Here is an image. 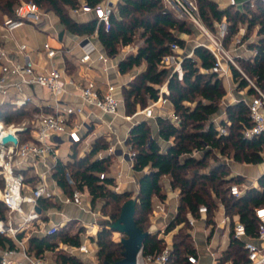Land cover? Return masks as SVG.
Masks as SVG:
<instances>
[{
	"label": "trees",
	"instance_id": "trees-1",
	"mask_svg": "<svg viewBox=\"0 0 264 264\" xmlns=\"http://www.w3.org/2000/svg\"><path fill=\"white\" fill-rule=\"evenodd\" d=\"M38 5H47L56 16L65 30L74 35H96L106 54L116 56L120 49L132 43L139 44L135 54L129 55L119 62L120 72L127 73L135 67L146 62V68L139 73L128 86L123 87L125 110L127 115L135 114L138 109H145L148 102L157 101L159 98L158 86L168 80L170 99L174 104L175 115L178 120L163 115H157L159 136L165 141L173 138V144L165 150L159 141L153 137L148 120L135 124L129 131L127 142L135 152L133 169L144 171L137 194L135 219L137 225L144 231H149L147 222L152 209V198L155 195L164 197L162 191V178L168 176L171 186L180 190V204L175 217L169 222L167 230L177 228L173 238V245L169 258L165 264H192L189 255L197 256V250L190 233L189 215L198 216V208L206 205L207 223H213V217L218 209L219 202L225 207L227 214L236 216L242 221L247 234L254 237L257 233L258 219L255 209L264 206V174L258 179V187L247 188L239 196L230 194L231 184H243L240 176L227 179L229 167L221 162L210 171L204 169L210 165L211 159L218 160L214 151H219L222 156L232 157L239 163L259 164L264 161V132L253 139L244 136V129L251 126L249 118V105L244 100L225 107L227 121L222 120L220 125L226 127L227 133H221L217 124L211 117L219 112L221 103L227 93L223 78L211 72L214 56L204 45L196 46L194 54L198 58L185 57L182 61L184 70L183 79L180 80L171 67L163 63L165 56L172 54L171 45L178 43L186 47V42L181 38L182 33H190L191 28L187 20L179 17L175 10L168 8L164 0H119L117 11L113 12L110 27L105 29L97 18L80 22L72 14V10L80 7L84 1L93 8L103 0H31ZM199 13L206 26H211L215 21L226 18L228 33L223 38V44L239 31L240 23L248 24V31L258 28V35L262 36L258 43L250 46L256 49V54L251 57L236 56L235 60L262 92H264V4L255 1L245 4L241 11L233 5L219 8L214 0H197ZM17 0H0V8L4 9L6 17L13 16L14 5ZM249 37L245 34L244 41ZM71 68L70 64L68 65ZM232 71L237 81V89L249 87V92L258 95L251 85L235 66ZM40 108L29 105L15 109L11 105L0 107V120L5 124L17 123L24 117L33 118ZM33 120V119H32ZM33 126L28 125L22 135L29 138ZM108 143L99 138L92 149L84 158L65 164L58 160L55 165V176L59 183L72 191L73 186L66 179L68 171L76 187L87 188L92 195V202L104 199V209L110 207L106 220L96 237H91L96 242L97 259L99 264L105 261L115 262L120 260L124 250L121 241L111 238L112 229L109 224L116 221L121 213L122 205L130 196L129 192H117L113 189V177L108 173L111 170V156H94L98 151L106 149ZM195 149L204 150L201 158L187 156ZM105 172L106 177L100 178V173ZM26 175V181L27 179ZM2 184V183H1ZM50 199H41L43 206ZM46 206V205H45ZM44 206V207H45ZM7 207L0 201V218H6ZM67 227L59 228L55 234L29 239L30 249L36 255H41L46 249L55 250L58 241L69 243L73 246L81 245L80 234L72 235L66 231ZM93 229V226H92ZM19 234L18 237H21ZM15 245L12 238L0 234V246ZM165 248L164 240L157 234L150 232L142 247V256L156 255ZM58 264H85L80 258L66 254L63 251L55 252ZM234 264L242 263V259L233 251L231 246L220 256V264L227 261Z\"/></svg>",
	"mask_w": 264,
	"mask_h": 264
},
{
	"label": "built area",
	"instance_id": "built-area-1",
	"mask_svg": "<svg viewBox=\"0 0 264 264\" xmlns=\"http://www.w3.org/2000/svg\"><path fill=\"white\" fill-rule=\"evenodd\" d=\"M230 5H237V0H228ZM260 1L264 4V0ZM165 4L176 11L179 17L191 20L199 27L207 36L208 42L204 43L214 56V63L211 72L216 73L219 77L231 76L232 65L235 66L245 77L248 76L240 68L235 60V55L226 49L223 44V38L228 33V25L225 18L221 21H215L219 29V34L214 35L208 30L202 18L200 17L197 0H164ZM116 10V4L112 0H103L97 6L91 8L85 2L80 7L72 10L73 14L79 12H93L98 22L104 25L108 30L112 13ZM50 14L44 11L34 1H23L15 8L14 15L6 17L0 23V38L5 40L14 49L6 44L0 43V107L3 105H11L15 109L36 105L40 107V111L35 114L33 119V128L31 129V139H24L22 136L27 130L26 124H10L2 122L4 128L0 132V138L8 134H14L18 140L17 143L8 142L0 144V201L8 209L7 217L0 218V234L10 236L16 240V244L11 247L9 245L0 246V264H46L44 258L32 254L26 247L25 241L18 238L19 232L28 229L32 223L41 218L40 212L37 210L41 199L62 200L61 196L50 188L45 180V172L40 174V180L36 186L29 192L24 191L26 185L25 170L30 166H37V160L53 155L56 158L55 138L65 134L68 141L73 144H79L83 140L82 126L72 121L73 116L81 115L84 111V104H90L98 108L103 114L117 115L120 107V99L116 96V86L108 84L102 89L95 79L86 78L85 81H78L68 77L65 68L58 66L55 61L56 56L61 52L58 46L54 44L52 39L43 43L45 58L42 61L35 60L31 55V49L28 44L20 42L16 39L14 32L18 28L27 23L37 24L44 18L49 20ZM52 28L54 27L53 23ZM83 55L80 58L81 63L89 69L92 61V54L95 45L89 36H86L81 43ZM172 54L164 57L165 65H172L173 72L182 80L184 70L182 61L185 57H191L192 53L184 54V49L178 44L171 45ZM256 54L254 52L253 56ZM19 56L22 58L20 59ZM108 56L104 53L97 55L98 60L108 61ZM251 85L258 92L257 96L248 103L249 118L251 126L244 129V136L253 139L264 132V92L248 78ZM75 85L79 91L81 103L75 104L63 100V95L67 93V85ZM25 86H39L47 89L53 95L54 99L51 103L52 110L44 112L42 106L38 104L35 97L25 93ZM159 98L152 105L147 106L142 112L146 117L154 116V107L165 105L170 102V88L168 80L158 86ZM235 102V101H234ZM173 120L177 121V115H173ZM221 133H227L224 126L217 124ZM18 129L22 132L17 133ZM125 149H118L116 145L111 144L107 148L109 154H117L121 162H127L133 165L135 152L127 140L124 141ZM203 150L195 149L191 156L198 154ZM264 157V149L262 150ZM57 159V158H56ZM121 173L118 172L113 180L120 178ZM106 177L105 172L100 173V178ZM66 179L73 190L67 195L63 201L78 206H84L85 199L90 195L86 191L76 187V182L71 174L66 172ZM115 188H119L118 184ZM248 187L240 184H231L229 186L230 194L236 197L241 196ZM26 206H30L26 210ZM201 218H206L208 208L201 205L198 208ZM13 214L22 216V221L17 225L13 220ZM255 214L258 219L257 233L254 237L247 234L245 224L239 219L233 220L230 215H224L222 223L232 225V238L240 244L242 263L240 264H264V206L257 207ZM154 215L166 216V203L158 201L155 206ZM189 223L195 225L196 218L190 217ZM59 230L57 225L46 229L47 234H55ZM172 246H165L162 252L156 255L143 257L148 264H165L169 258ZM85 254H92L93 249L83 243L74 248ZM188 260L192 264L198 263L195 255H189ZM213 264H218V260L214 259Z\"/></svg>",
	"mask_w": 264,
	"mask_h": 264
},
{
	"label": "crops",
	"instance_id": "crops-1",
	"mask_svg": "<svg viewBox=\"0 0 264 264\" xmlns=\"http://www.w3.org/2000/svg\"><path fill=\"white\" fill-rule=\"evenodd\" d=\"M112 1L117 5L119 0ZM214 1L218 4L219 8L221 9L230 6L228 0ZM237 2L238 4L233 6H235L241 11H244L245 4L249 2L253 7L255 0H237ZM74 17L80 22H86L91 19H94L95 14L93 12H79L77 14H74ZM48 19L49 20L44 18L37 24H29L34 25L36 28H39V30L46 34V39L44 40V42L46 40L52 39L54 44L58 46L59 50H61V52L55 58V61L58 66L65 68L67 76L74 78L75 80L85 81L86 78L91 77L96 80V82L102 89H105L108 84L115 85V93L116 96L120 99V107L117 115H108L103 114L98 108L93 105L84 104L83 114L75 115L72 118V121H75L82 126V142H80L79 144H73L68 141L67 136L65 134L59 135L55 138L57 159L53 155L46 157L44 160L41 158L40 160H37V166H30L25 170V174L28 177V180L26 181V185L24 187L25 192L31 191L39 182L40 174L42 172H45L46 182L48 183L51 189H53L56 193L61 196L62 200L58 198L47 200L45 204L46 206L44 205L45 207L40 202L38 207L40 208L39 212L41 214V218L33 222L30 228L19 232V234H22V236L18 238L23 239L25 241L27 249L32 254L36 255L35 251L30 249L29 239L32 236H47L49 235L46 232L47 228L54 225H57L59 228H62L64 226H70L74 222V224L79 225V228L78 232L72 235L78 233L80 234V238L82 236H85L86 239L84 241L81 240V244L87 243L93 249L92 254H85L74 249L78 246H73L69 243L58 241V245L55 250L46 249L39 256L44 258L46 264H49V261H47L46 257L49 253H52L54 251H63L66 254L80 258L85 264H95L96 260L93 258L97 257V244L91 239V237L97 236L98 231L102 228V225L106 220V217L102 216L99 206H96V203L100 201V198L96 199L95 202H92V195L90 194L89 190L85 188L82 190L86 191L90 195L85 199V204L83 207L72 203L64 202L63 199L67 195H69L71 191H67L66 188H64L59 183L58 176H55V165L57 161L60 160L65 164H69L71 162H75L76 160L84 158L87 154L92 151L95 142L99 138H102V140L107 142L108 147L111 144H114L117 146L118 149H125L124 141L127 140L130 129L135 124L145 119L148 120L151 126L153 137L159 141L162 146V149L165 150L169 145L173 144V138H171L169 141H165L159 136V128L156 117L157 115H163L173 120L172 116L175 114V109L172 100H170V102L166 103L165 105L157 104L155 106V112L153 117H146L142 112L144 109H138L135 114L127 115L125 110L123 87L128 86L129 83L139 73L145 70L146 62L144 61L143 65L135 67L131 71L123 74L119 70V62L123 59H126L129 55L135 54L138 50L139 44L132 43L130 45L124 46L122 53L114 57H110L106 54L97 36H89L96 49L92 54V61L90 62L88 67L89 69H86L85 65H83V63H81L80 61V58L83 55L81 43L86 36L74 35L69 31H66L65 29H60V25L55 24L59 19L54 14L50 13ZM49 22L53 23V28L52 24H49ZM192 25L197 27L195 24ZM205 27L210 30L214 35L219 34L217 24H213V29L209 28L206 25ZM258 28L259 26L256 25L250 37L246 38L243 41L242 37L247 33L248 24H240L239 31L235 34L237 39V45L231 46L228 50H230L232 54L235 52V56H253L254 52H256V49L251 47L250 45L258 43L260 38L262 37L258 35ZM62 31H64V34L62 39H60L59 36ZM202 33L206 37V42H197L193 45L187 44L188 42L186 41H188V35H186L185 33L181 34V38H183L186 42V47H182L184 49V54L192 53L191 57L198 60V58L194 54L195 47L208 42L207 36L203 31ZM14 35L18 41L23 42L19 39V36H17L16 30L14 32ZM0 43L6 44L10 48L13 47L12 45L7 44L5 40L1 38ZM28 46L31 49V55L35 60L40 62L45 58L46 54L43 50V44H38L37 46L28 44ZM99 53H104L105 55H107L109 57L108 61L104 62L103 60H98L97 55ZM19 58L21 59L22 57L19 56ZM69 64L71 68L68 67ZM167 66L171 67L170 70L173 69L172 65ZM221 78H223L227 89V93L224 97H226L228 101L224 102L225 106L221 108L217 114L211 117V120L214 121L215 124L219 125L222 120L227 121L228 119L225 109L226 106L236 103L240 100H244L246 101V103H249L254 98V95L249 92V87H245L240 90L237 89L238 83L234 78L233 71L231 72V76ZM24 90L26 94L36 98L38 104L42 106V110L44 112H50L52 110L50 106L53 102L54 97L51 92H49L47 89L39 86H25ZM62 98L63 100L68 101L70 103H81L79 91L76 86L72 84L67 85V93H65ZM154 102L149 101L148 104L152 105V103ZM31 131L32 130H30V133L28 134V139H31ZM64 145L70 146V152L66 160L63 159L59 154L60 147ZM107 148L98 151L94 158L103 155L111 156L112 164H115V167H112L111 164V170L108 173L112 177L116 176L118 172L121 173L120 178L116 179V182L115 179L113 180V189H115V191L117 192L138 191L141 177L145 172L136 171L133 169L132 164L127 162H121L119 155L109 154L107 152ZM214 152L218 160L211 159L210 165L204 169V172L210 171L215 165L219 164L222 161L229 167V174L226 177L227 179L240 176L244 179V183L240 185H244L248 188L258 187V179L264 174V161L259 164L239 163L234 161L232 157L222 156L219 151ZM203 155L204 150L198 154L192 155V157L201 158ZM187 156H191V153ZM113 161H115V163ZM116 166L117 169L115 170ZM164 178H167V176H164ZM117 184L119 186L118 189L115 188ZM162 188L165 197L162 198L158 195H155L152 198V201L156 199V204L160 200L164 201L166 203L167 215L156 216L153 213H150L149 217L152 222L153 228L150 230V232L155 233L159 238H162L164 240L165 246H172L174 234L176 233L177 228L171 231H166V228L168 227L169 222L175 217L177 213L178 206L180 204V190L177 188L175 189L171 186L169 178L168 183H166V185ZM29 208L30 206H26L27 211L29 210ZM224 215L230 214L226 213L224 205L220 202L218 205V209L214 214L213 223H207V218H201L200 215H189L188 221L190 217L196 218L195 225H191L189 223V230L192 235L195 248L197 250V264H213L214 259L218 260V264H220V256L230 246L235 252L237 251L236 248L240 249L239 251H242L240 248V244L232 238V225L222 223ZM230 216L233 220L238 219L236 216ZM13 220L17 225H19L22 221V216L19 214H13ZM92 226L94 227V229H92ZM72 231H74V228H72ZM224 238H227L228 240L226 239V241L224 242ZM12 240L16 244V240L14 238H12ZM239 257L242 258V254ZM52 262L58 264L55 259ZM144 262L146 261L144 260L142 264H148L147 262ZM139 264H141L140 259ZM225 264L234 263L230 260L227 261Z\"/></svg>",
	"mask_w": 264,
	"mask_h": 264
},
{
	"label": "rangeland",
	"instance_id": "rangeland-1",
	"mask_svg": "<svg viewBox=\"0 0 264 264\" xmlns=\"http://www.w3.org/2000/svg\"><path fill=\"white\" fill-rule=\"evenodd\" d=\"M23 1H31V0H17V3L14 5V7H16L18 4H20L21 2H23ZM194 1V0H193ZM84 1H82L81 3H83ZM197 4H198V1H197ZM44 11H46V12H48L49 14L51 13V14H54V15H56L51 9H49L48 8V6L47 5H39ZM169 8V7H168ZM171 9V8H170ZM172 10H174V9H172ZM117 11V7H116V10H115V12ZM72 13V12H71ZM6 12H5V10L4 9H1L0 8V23L6 18ZM73 14V13H72ZM182 18V17H181ZM184 20H187V23L190 25V28H191V32L188 34V33H185L186 35H188V41H186V42H188L187 44H196L197 42H206V37L204 36V34L202 33V31L199 29V28H197V27H195V26H193L192 24H194L191 20H189V19H186V18H183ZM204 22V21H203ZM55 24H59L60 26V29L62 28V29H65L64 28V25L63 24H61V22L58 20L57 21V23H55ZM204 24H205V22H204ZM240 24H246V23H240ZM209 28L211 27V26H208ZM67 31V30H66ZM253 32V29L252 30H247V34H249V37H250V35H251V33ZM16 33H17V36H19V39L21 40V41H23V42H25V43H27V44H30V45H33V46H37L38 44L40 45V44H43L44 43V40L46 39V34L44 33V32H42L41 30H39V28H36L34 25H32V24H29V23H27V24H25L24 26H22V27H20V28H18L17 30H16ZM203 34V35H202ZM192 38V39H191ZM237 39H236V35H233L232 37H230L229 38V41H227V42H225V47H226V49H229L231 46H235V45H237ZM141 43V41H139L138 43H136V44H140ZM122 51H123V47L120 49V51H119V53L117 54V55H119L120 53H122ZM236 53L234 52L233 53V55H235ZM237 56V55H236ZM250 57V56H249ZM237 62V61H236ZM238 64V63H237ZM240 66V65H239ZM241 68V67H240ZM242 69V68H241ZM243 70V69H242ZM228 101V99H226V97H224L223 98V100H222V103H221V108H223L224 106H225V104H224V102H227ZM149 103V102H148ZM148 105H150V104H148ZM153 111L155 112V107H154V109H153ZM35 118V114H34V116H33V118H28V117H24L22 120H20L19 122H17V123H11V124H15V125H18V124H26V126H28V125H31V126H33L34 125V123H33V120L32 119H34ZM10 125V124H9ZM33 128V127H32ZM69 152H70V146L69 145H64V146H61L60 147V149H59V154H60V156L63 158V159H67V157H68V154H69ZM114 163H115V161H113ZM112 167H115V164H112ZM117 169V166H116V168H115V170ZM165 179V180H164ZM162 181V185L163 186H165L166 185V183H168V176H167V178H162L161 179ZM2 182L0 181V184H1ZM130 193V196H129V198H133V197H137V194H138V191H134V192H132V191H130L129 192ZM164 197H165V195H164ZM104 203H105V201H104V199H100V201L98 202V203H96V206H99V209H100V211H101V213H102V216H106V214L105 213H109V211H110V207H108V208H105L104 209V207H103V205H104ZM156 205V199L154 200V201H152V209H151V212L150 213H153L154 214V212H155V206ZM154 210V211H153ZM147 226H148V229H153L152 228V222H151V220H150V217H149V219H148V222H147ZM72 228H74V231H72ZM78 228H79V225H77V224H74V222H73V224H71L69 227H67V229H66V231H68L70 234H74V233H76V232H78ZM93 229H94V227H93ZM123 235L121 234V233H119V232H114V231H112V233H111V238L112 239H114V240H116V241H119V240H121V237H122ZM86 238H85V236H82L81 237V240H85ZM226 239L227 238H224V242L226 241ZM228 240V239H227ZM82 241V242H83ZM90 241V240H89ZM97 247V246H96ZM223 247H224V244H223ZM97 250H98V247H97ZM236 252H237V255L238 256H241V251H239L240 249H238V248H236ZM55 252H57V251H54V252H52V253H49L46 257H47V261H49V264H55V262H52L54 259H55V255H56V253ZM93 259H95L96 260V263H99V260L97 259V257L96 258H93ZM139 259H140V263L142 264L143 263V256H142V254L140 255V257H139ZM242 259V258H241ZM56 261V260H55ZM144 263H146V262H144Z\"/></svg>",
	"mask_w": 264,
	"mask_h": 264
},
{
	"label": "water",
	"instance_id": "water-1",
	"mask_svg": "<svg viewBox=\"0 0 264 264\" xmlns=\"http://www.w3.org/2000/svg\"><path fill=\"white\" fill-rule=\"evenodd\" d=\"M63 34L64 31L60 33V39H62ZM20 132H22V129L17 130V133ZM8 142L17 143L18 140L11 133L0 138V144H6ZM137 202L138 199L136 197L125 201L118 219L109 224V227L114 232H119L123 235L120 240L124 248L122 251L123 257L115 262L105 261L103 264H139L143 243L150 232L144 231L137 225L135 219ZM37 210L40 211V208L37 207Z\"/></svg>",
	"mask_w": 264,
	"mask_h": 264
},
{
	"label": "bare ground",
	"instance_id": "bare-ground-1",
	"mask_svg": "<svg viewBox=\"0 0 264 264\" xmlns=\"http://www.w3.org/2000/svg\"><path fill=\"white\" fill-rule=\"evenodd\" d=\"M3 128H4V126H3L2 122H0V132H2Z\"/></svg>",
	"mask_w": 264,
	"mask_h": 264
}]
</instances>
